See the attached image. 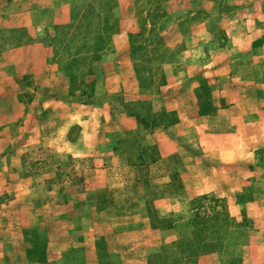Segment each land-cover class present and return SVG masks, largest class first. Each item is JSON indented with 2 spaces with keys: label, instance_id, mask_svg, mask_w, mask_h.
Returning a JSON list of instances; mask_svg holds the SVG:
<instances>
[{
  "label": "rangeland",
  "instance_id": "374dc122",
  "mask_svg": "<svg viewBox=\"0 0 264 264\" xmlns=\"http://www.w3.org/2000/svg\"><path fill=\"white\" fill-rule=\"evenodd\" d=\"M228 109L241 113L233 128L235 112L216 116ZM234 144L242 190L184 195ZM136 213L160 238L186 225L151 243L109 221ZM250 236L264 243V0H0V252L12 264H46L58 246L66 264H140L118 259L138 241L146 264L181 241L190 258L166 264H241L232 254Z\"/></svg>",
  "mask_w": 264,
  "mask_h": 264
},
{
  "label": "crops",
  "instance_id": "0c3cea01",
  "mask_svg": "<svg viewBox=\"0 0 264 264\" xmlns=\"http://www.w3.org/2000/svg\"><path fill=\"white\" fill-rule=\"evenodd\" d=\"M236 107H233L232 109L234 110ZM235 112L236 114V118L232 119L230 121L229 127L233 128L236 124V121H241L240 117H241V113L240 111H230L228 109V111H216V116H220V115H224V114H231ZM201 117H196L195 119H200ZM231 118V115H230ZM180 125V124H179ZM179 125H176L177 127ZM176 127V128H177ZM198 130H202V129H196V131ZM163 142H168L171 145L173 144L172 139L166 138L164 139ZM200 144V143H199ZM201 144L203 145V147L206 149L207 145L212 144L210 142V140L208 141H204L201 142ZM200 144V146H201ZM242 146V145H241ZM236 147V144L231 145V147H228V155L225 157H218L219 163L221 164V168H220V172L217 174H210L208 176H204L203 178H201L200 180L196 181L197 184L194 188H190L191 192L190 194L188 192L183 193L184 195H187L192 199L196 196H200V195H206V194H213L216 196H224V197H231L236 195L238 192H240L242 190V187L244 186L243 183V179H242V165L245 163L247 164V161L242 163L244 161V159L240 158V155H238L240 153V148ZM213 148H210V150H212ZM220 153V152H219ZM164 156V155H163ZM243 156V155H242ZM241 156V157H242ZM222 169V170H221ZM164 182V188H170L168 186L170 179L169 176L166 174V177L161 178L160 182ZM183 182V180H182ZM248 184V183H247ZM183 189V188H182ZM158 190H161V188H159ZM154 191V190H153ZM182 191V190H180ZM152 192V191H151ZM166 193L168 192L167 190L165 191ZM173 192V191H172ZM164 200V204H165ZM187 201L185 202V204H187ZM167 204V203H166ZM170 204H167V206H169ZM231 209V207H230ZM111 225L114 226L115 228H117V232L118 233H123V234H127L130 232H125L127 229L128 231L130 230L131 232L137 231V227L138 225H140V227L143 230L144 235L146 236V242H153V240L155 238H159L161 241L167 242V241H173L175 240V235L178 232V226L182 223L183 225H186V221L185 219H177L176 221H173L170 229L168 230H161L159 231V236H163L166 235L165 238H160L158 236H156L157 234H155L154 230H151L148 220L146 218H143L142 216H140L139 214H132V215H128V216H118L116 218H112L109 220ZM253 235V234H252ZM59 236V235H58ZM252 236H250L248 238V244L246 243L243 247H240L241 251L238 255V257L236 256L235 253L232 254V259H237L238 261H241V264H264V243H254L253 240L251 239ZM150 245V243L148 244H144L140 241L133 243L132 247L130 248L129 253H125L123 252L122 254L119 253L118 255V259L121 262H124V260L126 259H133V260H137V258H140L142 260V263L140 262V264H146V260L148 257V251H146L148 249V246ZM83 247L84 249L82 250L84 252L85 250V246H92V243L90 242V239H88L87 241H84V243L77 245V247ZM9 248V247H6ZM11 249V248H9ZM126 249V248H125ZM10 251V250H9ZM124 251V250H123ZM135 252H138V254L140 253V255H135ZM146 253V255H145ZM256 253H260L261 257H257L255 256ZM8 255H6V252H0V264H12L11 263V258L10 256H12V251L11 253H7ZM65 256V255H64ZM213 254L212 255H207V256H200L197 258V264H205V260H207L206 264H212V263H208V259L213 258ZM19 258V263L18 264H28L25 262L24 260V253H21ZM46 264H49L48 262H51L53 264H66V262L70 261L71 257H66L64 259V257L62 256V252H61V248L58 246V248L52 251L51 253V257L50 254H46ZM66 261V262H64ZM217 264V263H215Z\"/></svg>",
  "mask_w": 264,
  "mask_h": 264
},
{
  "label": "trees",
  "instance_id": "16d2710c",
  "mask_svg": "<svg viewBox=\"0 0 264 264\" xmlns=\"http://www.w3.org/2000/svg\"><path fill=\"white\" fill-rule=\"evenodd\" d=\"M153 125H155V123H152V126ZM193 242V241H192ZM180 243V242H179ZM176 244L177 245V249H178V251L180 252V253H178V255L177 256H175L173 253H167L166 252V250H161L160 252H162V254H160L161 255V257H160V261H159V263L160 264H166V262L165 261H167V258L165 257L166 255H171V261H169V262H172V260H173V258L174 257H178V259L180 260V261H186V259H189L190 258V253L188 252V251H185V250H187V249H185V247H182V246H185V245H183V241H181V243L180 244ZM193 243H196V247H199V245H198V243L197 242H193ZM34 250V251H33ZM76 250H73V252H75ZM33 252V254H36V256H37V258H35L36 260H34L35 262H40V261H42L43 259H44V254H43V252L42 251H40L39 249H37V248H35L34 247V249H32V248H30V249H28L27 251H26V257L28 258V261H30V262H32L31 260H30V257H31V255H33V254H31ZM42 252V253H41ZM195 254H199V250L197 251V252H195ZM65 256L67 257V256H69V254L67 253V254H65ZM70 257V256H69ZM157 257V258H156ZM77 258H80V257H77ZM76 258V259H77ZM98 259H103V260H100V264H118L117 262H115L114 261V263H111L110 261H108L107 260V258L105 257V255L104 256H98ZM159 260V256L158 255H156L155 257H154V259L152 260V264H156L157 263V261Z\"/></svg>",
  "mask_w": 264,
  "mask_h": 264
}]
</instances>
